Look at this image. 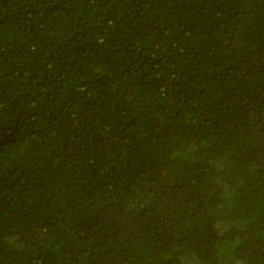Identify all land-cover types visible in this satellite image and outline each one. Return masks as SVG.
<instances>
[{"label": "trees", "instance_id": "trees-1", "mask_svg": "<svg viewBox=\"0 0 264 264\" xmlns=\"http://www.w3.org/2000/svg\"><path fill=\"white\" fill-rule=\"evenodd\" d=\"M264 264V0H0V264Z\"/></svg>", "mask_w": 264, "mask_h": 264}, {"label": "clouds", "instance_id": "clouds-1", "mask_svg": "<svg viewBox=\"0 0 264 264\" xmlns=\"http://www.w3.org/2000/svg\"><path fill=\"white\" fill-rule=\"evenodd\" d=\"M184 264H199V259L196 257V255L190 254L184 259Z\"/></svg>", "mask_w": 264, "mask_h": 264}]
</instances>
